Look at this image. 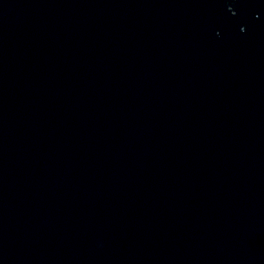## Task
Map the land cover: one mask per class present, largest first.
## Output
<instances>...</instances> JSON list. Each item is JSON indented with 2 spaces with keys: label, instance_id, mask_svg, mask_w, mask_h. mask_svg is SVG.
I'll list each match as a JSON object with an SVG mask.
<instances>
[{
  "label": "water",
  "instance_id": "water-1",
  "mask_svg": "<svg viewBox=\"0 0 264 264\" xmlns=\"http://www.w3.org/2000/svg\"><path fill=\"white\" fill-rule=\"evenodd\" d=\"M0 264H264V0H0Z\"/></svg>",
  "mask_w": 264,
  "mask_h": 264
}]
</instances>
